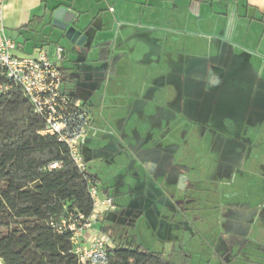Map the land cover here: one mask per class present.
<instances>
[{"label":"crops","instance_id":"0c3cea01","mask_svg":"<svg viewBox=\"0 0 264 264\" xmlns=\"http://www.w3.org/2000/svg\"><path fill=\"white\" fill-rule=\"evenodd\" d=\"M3 26L18 58L62 46L61 90L89 110L82 158L116 209L84 245L193 264L195 238L215 239L223 262L264 264V0H8Z\"/></svg>","mask_w":264,"mask_h":264},{"label":"trees","instance_id":"16d2710c","mask_svg":"<svg viewBox=\"0 0 264 264\" xmlns=\"http://www.w3.org/2000/svg\"><path fill=\"white\" fill-rule=\"evenodd\" d=\"M6 82L0 68V85ZM43 129L20 88L0 95V264H80L71 234H59L51 222L91 217L89 184L100 180L80 172L67 146L40 135ZM53 162L63 168L49 171ZM109 264L175 263L142 246L117 245Z\"/></svg>","mask_w":264,"mask_h":264},{"label":"built area","instance_id":"2783aa9c","mask_svg":"<svg viewBox=\"0 0 264 264\" xmlns=\"http://www.w3.org/2000/svg\"><path fill=\"white\" fill-rule=\"evenodd\" d=\"M8 0H0V68L6 83L0 85V95L20 88L34 112L44 122L42 136H56L69 149L70 157L80 172L87 166L82 158V148L89 136L91 117L89 110L80 101L62 92L64 75L59 67L66 50L55 48L53 57L40 51L36 56L18 58L15 52L19 45L9 38L3 26V11ZM199 4L212 0H192ZM111 11H114L111 9ZM63 168V163L53 162L49 171ZM89 195L94 202L91 217L71 216L51 225L59 234H71L74 254L80 264H109L113 242L105 235L95 236L84 245L85 233L94 229L98 219L116 209L112 198H102L99 187L90 183Z\"/></svg>","mask_w":264,"mask_h":264},{"label":"rangeland","instance_id":"374dc122","mask_svg":"<svg viewBox=\"0 0 264 264\" xmlns=\"http://www.w3.org/2000/svg\"><path fill=\"white\" fill-rule=\"evenodd\" d=\"M220 237V235L218 236ZM196 240L193 242L194 244H192L193 247V251H192V263L193 264H244V261H247L245 257L240 256L239 260H236L235 262H230V258L226 257V262H223V258H220V256L218 255L217 251L215 250V245L217 243V241L215 239L213 240H209V242L207 241H201V238H195ZM229 244L232 245V243L234 242V238L232 239V237L228 240ZM227 243V242H226ZM225 243V245H227ZM250 245H253L254 247H256L257 249L260 250H264V246L256 243L253 239L250 240L249 242ZM179 253L181 252V249H178ZM183 254V253H182ZM191 258V256L189 257H177L174 258L175 262H177V264H183L182 261H186L189 260ZM168 259V258H167ZM183 259V260H182Z\"/></svg>","mask_w":264,"mask_h":264},{"label":"water","instance_id":"95a60500","mask_svg":"<svg viewBox=\"0 0 264 264\" xmlns=\"http://www.w3.org/2000/svg\"><path fill=\"white\" fill-rule=\"evenodd\" d=\"M53 25L65 33L64 37L68 38L71 44H76L79 47L84 45L86 37L74 28L75 14L71 10L66 7L57 8L53 15ZM186 180L184 176H181L180 187L185 184Z\"/></svg>","mask_w":264,"mask_h":264}]
</instances>
